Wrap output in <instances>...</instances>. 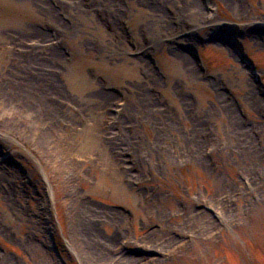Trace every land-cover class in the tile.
<instances>
[{"label":"rangeland","instance_id":"rangeland-1","mask_svg":"<svg viewBox=\"0 0 264 264\" xmlns=\"http://www.w3.org/2000/svg\"><path fill=\"white\" fill-rule=\"evenodd\" d=\"M0 149V264H264V0H0Z\"/></svg>","mask_w":264,"mask_h":264},{"label":"bare ground","instance_id":"bare-ground-1","mask_svg":"<svg viewBox=\"0 0 264 264\" xmlns=\"http://www.w3.org/2000/svg\"><path fill=\"white\" fill-rule=\"evenodd\" d=\"M41 35H47L46 32H41ZM52 51H51V57H58L59 56V50H58V47H51ZM53 54V55H52ZM115 157L114 160H118V157L119 156H116V154L113 155ZM120 158V157H119Z\"/></svg>","mask_w":264,"mask_h":264}]
</instances>
